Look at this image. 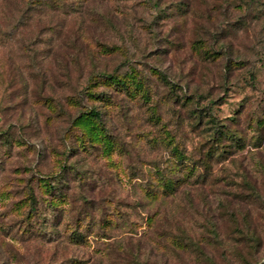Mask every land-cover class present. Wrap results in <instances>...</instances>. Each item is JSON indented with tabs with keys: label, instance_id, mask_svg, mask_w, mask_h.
<instances>
[{
	"label": "rangeland",
	"instance_id": "obj_1",
	"mask_svg": "<svg viewBox=\"0 0 264 264\" xmlns=\"http://www.w3.org/2000/svg\"><path fill=\"white\" fill-rule=\"evenodd\" d=\"M154 2L113 0L126 20L89 35L75 18L105 58L67 68L45 55L72 16L35 37L0 6V264H264V0H222L202 79ZM205 105L237 136L207 163Z\"/></svg>",
	"mask_w": 264,
	"mask_h": 264
},
{
	"label": "trees",
	"instance_id": "obj_2",
	"mask_svg": "<svg viewBox=\"0 0 264 264\" xmlns=\"http://www.w3.org/2000/svg\"><path fill=\"white\" fill-rule=\"evenodd\" d=\"M8 1L11 2L16 11L28 14L26 20L27 25L24 27L35 37L38 35L43 36L45 30L48 28H53L58 34L62 30L60 21L65 22L69 19V16H72V25H67L65 32L57 35L58 38L55 44L51 40L49 41L50 46L45 55L55 66L60 64L65 68H67L68 64L74 58L78 57L81 51L91 62L95 59L105 58L100 51L91 47L89 41L87 42L83 39L84 33H79L80 28L78 29L74 23L75 18L85 17L86 20H91V25L87 26L86 28L88 30L85 31L88 35L89 33L93 34L94 24L95 26H102L106 23L117 27V24L119 25L120 22L126 20L125 7L122 6L123 8L121 10H117V7L120 5H114L113 0H49V4H45V0H0V6H4V3ZM161 3L164 6L160 5ZM34 4H37L40 8L33 6ZM154 5H159V13L162 15L163 20L167 21L171 26L169 30L174 32L172 35L173 40L171 41L173 49L177 51L180 47L189 48V74L196 75V73H199V77L202 79L206 75L204 70L207 68L209 60H215L216 56L210 54V52H203L201 35L205 34L209 28L215 29L217 24L214 20L221 13L222 0H155ZM176 5L179 7V10L174 12L172 9ZM33 9H39L37 15L34 14ZM41 12H45L46 18H42L40 15ZM30 25L33 27L29 29ZM37 39L39 40V38ZM33 43H36V41ZM115 73L116 68L112 71L103 68L93 72L92 76L112 79L115 77ZM86 89H88V86ZM174 93L176 96L179 95L176 90ZM193 95L197 97V102H195L197 105L201 99L206 97L205 95L202 96L201 93L195 92ZM209 101L213 102V98H210ZM90 114L98 119L101 118L100 113L96 110H91ZM195 115V118L191 121L192 131L197 130L203 124L208 129L213 128L214 130L213 136L205 138L204 141H201L195 147L198 153L201 152L202 148H207V157L205 155L201 157L203 162L207 163V161L213 159L212 155H214V150L212 147L215 144H224L225 139H229L228 137H230L229 141L234 143L237 136L233 135L235 134L234 132H229L227 125L220 123L206 105L198 108L195 111ZM204 120L205 122H203ZM35 209V206H33L32 210L36 211ZM35 235L39 238L46 239L42 231L35 233Z\"/></svg>",
	"mask_w": 264,
	"mask_h": 264
}]
</instances>
